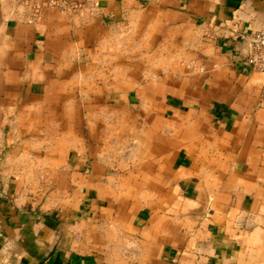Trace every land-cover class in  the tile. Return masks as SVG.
<instances>
[{
	"label": "crops",
	"instance_id": "crops-1",
	"mask_svg": "<svg viewBox=\"0 0 264 264\" xmlns=\"http://www.w3.org/2000/svg\"><path fill=\"white\" fill-rule=\"evenodd\" d=\"M0 0V264H264V0Z\"/></svg>",
	"mask_w": 264,
	"mask_h": 264
},
{
	"label": "built area",
	"instance_id": "built-area-1",
	"mask_svg": "<svg viewBox=\"0 0 264 264\" xmlns=\"http://www.w3.org/2000/svg\"><path fill=\"white\" fill-rule=\"evenodd\" d=\"M34 5H48L62 9L65 0H29ZM247 44L250 54L245 58L246 65L251 72L257 73L263 80V87L259 99L260 105H264V31L252 35Z\"/></svg>",
	"mask_w": 264,
	"mask_h": 264
}]
</instances>
